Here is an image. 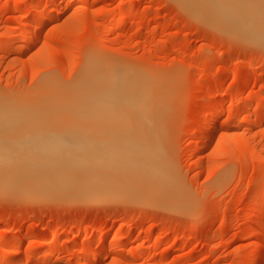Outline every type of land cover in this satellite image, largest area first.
Segmentation results:
<instances>
[{
	"label": "rangeland",
	"instance_id": "374dc122",
	"mask_svg": "<svg viewBox=\"0 0 264 264\" xmlns=\"http://www.w3.org/2000/svg\"><path fill=\"white\" fill-rule=\"evenodd\" d=\"M183 2L0 0V100L9 98L0 103L40 101L35 96L93 81L99 84L93 90L104 83L119 89L121 80L143 87L141 98L152 109L148 133L156 129L157 138L149 144L157 143L167 180L152 190L154 197L143 177L135 185L151 187L149 197L136 186L114 198H83L78 189L76 197L73 189L64 191L67 197L32 188L33 195L30 189L0 193V264H24L40 254L25 264H264L258 263L264 256V45L211 25ZM112 18L118 24L109 27ZM96 67L111 70L98 76ZM33 100L27 105L42 103ZM77 124L17 127L44 128L45 138L47 130L81 129ZM213 125L217 130L202 148ZM94 230L102 234L93 237ZM52 238L58 245H44ZM108 239L114 244L105 245Z\"/></svg>",
	"mask_w": 264,
	"mask_h": 264
},
{
	"label": "bare ground",
	"instance_id": "6f19581e",
	"mask_svg": "<svg viewBox=\"0 0 264 264\" xmlns=\"http://www.w3.org/2000/svg\"><path fill=\"white\" fill-rule=\"evenodd\" d=\"M71 1L74 0H67L68 6L70 5ZM179 1H184L183 4L186 3L187 6H189V8H191V10L196 13L195 15L199 14V17L206 19L211 23V25L213 24L219 26V28L224 29L228 33L235 34V37L236 35H239L244 39L254 42L255 44L264 45V0ZM31 12L33 13V11ZM47 16L45 15L41 19L46 22L49 20ZM116 24H118V22L115 19H109V27H113ZM42 28V26L37 28L33 40H36L39 37ZM89 65L90 64H88V66ZM95 66L100 65L94 64V67ZM89 68H91V66ZM104 68L105 67L101 68V70H96L99 71L97 72L98 76H100V73ZM105 69V71L108 73L109 71L107 69L109 68ZM88 70H85V72ZM93 72H88V74H94L93 76L90 75V77H96L97 74L95 75ZM105 76L108 77L107 74ZM118 76L119 75L117 74V77L115 78L116 81L121 80V77ZM86 79L88 80L90 78L87 76ZM86 79L84 78L82 82L86 83ZM94 79L96 81L97 78ZM91 80L93 81V78H91ZM105 80L107 81V79ZM116 81L115 83L119 84L122 81L123 87L121 86V88L113 90L109 88L110 86L108 83L107 84L109 87L106 88L107 84L106 87H104V83V89L93 90L90 87L92 84L91 82L88 87L82 86V84L75 91L69 92L68 89L67 92V89H64L66 91L65 93L61 91L57 93L54 91L55 93L53 95H50L49 93L48 95H44L45 98H39L38 96H35L42 102L41 103L35 98L36 101L41 103L39 105H36L35 102V105H27V103L32 102V97L31 100H28L30 102H27L26 104L25 102L21 104L22 102L20 100L16 102L17 99L13 101L15 98H12V100L10 98L11 103H0V123H16L12 125L13 128L8 126L10 124L7 126L4 125L5 127L1 126L2 124H0V193H5V191H12L13 193L16 191V195H21L25 194V191H30L32 188L34 193L36 191L38 193L43 192L42 194L44 195H55V193L59 192V195L56 194L55 196H63L62 194H64L67 197V195H70H66L64 191L67 192V190L70 189H78L82 193L77 192L76 190L75 192L77 193L71 191V193L73 195L75 194V196L71 195L70 197H76V195H80V193L83 194L81 197L84 195L87 196V194L89 197L90 193H93L94 195L97 193L102 195L101 198L107 197L104 195L110 196L109 194H112L111 196L114 198L116 196L115 194L117 193H135L133 191H136V187H138L135 185V182L139 179V177H143L141 178L143 179V183L145 180L144 178H146V184L152 185L153 189H151V197L153 196V193L158 192V190L160 191V187L167 184V180L164 174H162L161 170V164L164 162L161 160V153L160 156H158V153L160 152L157 151L158 147L155 148L156 150L153 149L157 143H153L154 146L149 144L153 141L156 142L157 138L154 136L156 132H152L156 129L149 133L147 129L151 127L148 125V123L151 124L152 122L150 115L152 109L147 107L148 103H145V101L148 102V98H145L146 100L141 98L144 96H141L143 87H140L142 89L138 88L141 90L140 92L139 90H136L137 86H131L127 84L125 80H121L119 82ZM98 82L100 81L98 80ZM88 83L89 82H87L85 85H88ZM94 83L98 84L93 81V87ZM123 83L126 84L124 85ZM100 84L103 85V82ZM95 87L97 88L98 86L95 85ZM145 91H147V89L143 91L146 96L147 92L145 93ZM42 99H44L45 102ZM5 100L2 98L0 102ZM19 101L21 103H19ZM12 102H16L17 104H13ZM209 116H211L210 118H213L212 115L209 114L208 117ZM215 119L214 121L217 122ZM210 121H205L206 126L209 125L207 129L211 127L210 125L212 121ZM208 122L209 124H207ZM18 123H79L77 124V127L81 129L60 127L56 130L50 129V131L47 130V136L44 133V138L42 136L44 128L37 129L38 127H35V125L33 127L30 125L31 129L28 126L27 128H24V125H19V127H17ZM14 126L16 127L14 128ZM150 130L151 128H149V131ZM210 130L211 132L209 134L206 133L208 134L206 137L204 136L205 139L202 143V148L210 142L217 129L214 126L213 129H209V131ZM145 132L147 133L146 135ZM150 133L152 135H149ZM152 136L154 138H151ZM149 137L155 140H151ZM151 146L152 148H149ZM156 151L157 154H155ZM163 166L164 164L162 167ZM25 167H27L29 171H27ZM28 167L30 169L33 167L40 169L35 168L36 170H30ZM10 168H12V170ZM13 168L15 170H13ZM18 168H23L26 171H23V169L22 171L16 170ZM74 170L76 171L75 173H78L77 170H83V174L79 172L81 175H75V173H73ZM167 179L169 182L168 176ZM142 184H140V186L143 187ZM168 184L170 185V183ZM140 186L138 188H141ZM147 188L150 189L151 187L147 186ZM164 188L167 189L168 187L164 186ZM142 189L143 188L140 190L144 193L140 195L144 196L147 194L145 192L149 191V189L145 191ZM162 189L163 188H161V190ZM32 190L30 193H26L33 195ZM140 190L138 192H140ZM170 190L168 188L167 191ZM68 192L70 193V191ZM41 193L38 194V196H41ZM150 194L147 196L149 197ZM165 194L166 192L163 195ZM170 194L172 195V193ZM127 195L125 194V196ZM136 195L137 198L139 194L137 193ZM96 196L98 198L100 197L99 195ZM141 196L138 198L142 199ZM147 196L145 195V197ZM155 197L157 198V196ZM162 199H165V197ZM246 216L248 215L246 214ZM122 229L119 230L121 231L120 236L124 238L126 231H124L125 229ZM101 234L102 233L100 230H94L92 231L91 236L99 237ZM76 236L77 235H74V238H76ZM54 239L55 238L50 239L44 245L50 247L54 244H57V241ZM20 241L22 240L20 239ZM112 241L108 239L105 245L110 246V244L113 243ZM164 244L166 243L164 242L163 245ZM100 250L102 251V249ZM5 254L6 249L1 252V258H4ZM39 254L40 253L37 255ZM40 256H29L24 258L23 262L25 264L29 262V260L32 262L34 259H42ZM263 259L264 256H259L258 263L262 262Z\"/></svg>",
	"mask_w": 264,
	"mask_h": 264
}]
</instances>
